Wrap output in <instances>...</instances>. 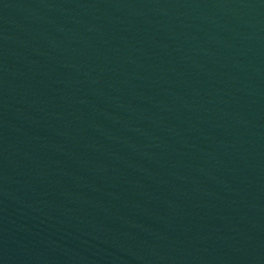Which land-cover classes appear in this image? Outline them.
Here are the masks:
<instances>
[{
  "label": "water",
  "instance_id": "obj_1",
  "mask_svg": "<svg viewBox=\"0 0 264 264\" xmlns=\"http://www.w3.org/2000/svg\"><path fill=\"white\" fill-rule=\"evenodd\" d=\"M0 264H264V0H0Z\"/></svg>",
  "mask_w": 264,
  "mask_h": 264
}]
</instances>
